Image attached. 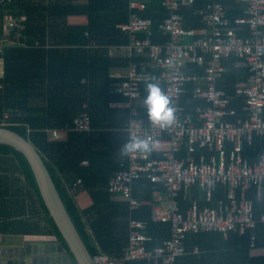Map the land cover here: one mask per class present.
Wrapping results in <instances>:
<instances>
[{"label":"trees","instance_id":"16d2710c","mask_svg":"<svg viewBox=\"0 0 264 264\" xmlns=\"http://www.w3.org/2000/svg\"><path fill=\"white\" fill-rule=\"evenodd\" d=\"M129 1L0 0V58L4 67L0 75V125L27 138L39 151L92 257L105 253L122 258L130 244L131 220L146 225L144 233L151 238L146 243L149 249L162 247L171 238L169 222L152 221L151 208L156 204L154 187L163 196L167 193L162 184H153L147 178L133 183L134 196L143 203L138 210H131L120 195L109 190L110 178L129 168L128 156L120 155L122 145L128 140L129 111L112 107L127 99L118 91L122 76L114 78L111 71L128 68L130 63L137 65V73L142 76L139 83L142 103L147 95L146 81L157 83L158 79L151 70L154 68L151 57L110 56L111 47L129 45L131 36L120 28L129 20ZM138 1L146 3L142 17L154 23L148 33L138 36L165 43L168 38L159 30V25L169 17L164 0ZM221 1L235 7L229 11L231 18L244 13L234 0ZM208 2L195 0L193 6L180 8L187 29L205 27L198 12ZM69 15H85L88 22L68 25ZM244 30H247L244 35L249 34L248 29ZM241 61L235 56L224 59L226 72L220 87L228 96L235 97L231 106L244 117V100L236 94V84L246 82L250 73L246 67L238 65ZM188 67V72L198 77L186 83L182 104L187 112L198 117L197 107L206 104L194 98V91L198 86L197 78L204 75L205 68L196 64ZM83 112L90 114V131L74 129L75 118ZM137 112L139 119L150 124L144 104L138 105ZM54 130L66 139H54ZM259 145L256 138L251 147L245 146L243 150L252 163L260 152ZM232 147L228 143L229 151ZM197 153L205 154L207 160L218 156L208 150ZM83 161H88V165H83ZM227 189L219 184L213 202L207 205L226 199ZM80 190L88 191L93 200L89 212L77 205L76 192ZM189 195L191 197L185 200L180 199L183 211L193 200L206 204L205 193L198 186ZM248 197L256 216L264 214V203L257 198L256 187L249 190ZM6 234L48 235L62 240L28 160L19 150L0 143V235ZM252 237L255 248L264 249L261 225L245 235L231 233L226 239L217 231L189 233L184 242L186 253L172 264H264V254L252 253ZM121 264L146 263L127 261Z\"/></svg>","mask_w":264,"mask_h":264},{"label":"built area","instance_id":"2783aa9c","mask_svg":"<svg viewBox=\"0 0 264 264\" xmlns=\"http://www.w3.org/2000/svg\"><path fill=\"white\" fill-rule=\"evenodd\" d=\"M194 2L164 0L169 17L159 28L169 40L161 44L148 36H138L148 33L154 23L142 17L146 3L129 1V20L120 26L131 36L129 45L124 47L127 56L146 55L153 59L154 68L160 72L157 83L170 98L175 120L170 127L162 129L138 118L133 102L141 98L142 76L137 73V65L130 63L127 74L117 85L129 108L128 139L132 134L142 139L151 136L160 142V147L147 155H129V168L110 178L109 190L120 195L131 210H138L143 203L134 196L133 183L147 178L153 184H162L166 196L162 197L154 187L156 204L152 205L151 215L154 222L170 223L171 238L164 246L149 249L146 243L151 238L144 233L146 225L131 220L130 244L122 258L100 253L93 257L96 264L127 261L172 264L186 253L184 242L189 233L217 231L226 239L231 233L245 235L259 225L264 233V214L256 216L248 197L249 190L256 187V196L264 203V153L253 163L243 153L245 146L251 147L256 138H264V0H246L247 16L235 22L247 26L248 36H241L237 29L230 28L231 21L221 0H209L198 12L209 33L196 37L195 31L183 27L180 13V8L191 7ZM187 37L194 39L182 42ZM231 56L240 58L250 73L248 80L236 89L237 95L244 99V117L232 108V97L218 87V81L226 72L224 59ZM190 63L205 67V86L199 85L194 91V98L206 104L197 108L198 117L187 112L182 104L186 83L196 79L187 74ZM73 123L76 131L91 130L88 112L81 113ZM52 136L59 139L61 133L54 130ZM228 143L233 145L230 151ZM198 150L214 151L218 156L207 160L205 154L197 153ZM82 164L88 165V161ZM219 184L228 188L226 199L207 205L213 202ZM196 186L204 191L206 204L193 200L183 211L180 199L191 197L189 194ZM163 200L165 208L161 205ZM254 239L252 237L251 247L257 250Z\"/></svg>","mask_w":264,"mask_h":264},{"label":"water","instance_id":"95a60500","mask_svg":"<svg viewBox=\"0 0 264 264\" xmlns=\"http://www.w3.org/2000/svg\"><path fill=\"white\" fill-rule=\"evenodd\" d=\"M0 143L23 153L34 173L40 195L62 240L56 236L26 240L21 246H0V264H96L82 241L52 176L36 147L19 133L0 125Z\"/></svg>","mask_w":264,"mask_h":264},{"label":"crops","instance_id":"0c3cea01","mask_svg":"<svg viewBox=\"0 0 264 264\" xmlns=\"http://www.w3.org/2000/svg\"><path fill=\"white\" fill-rule=\"evenodd\" d=\"M235 4H236V7L238 9H243L244 10V13L243 14H238L237 16H235L234 18H231L230 17V14H229V11L233 8H235L234 6L228 3H223L224 6L226 7V11H227V16L229 18V20L231 21L230 22V28L232 29H237V33L241 36H243V32L244 31H247V30H244L245 29H248L247 26L245 25H237L235 22L237 19H240V18H246L247 16V4H246V0H234ZM183 16V15H182ZM202 20V19H201ZM88 22V18L87 16L85 15H69V17L67 18V24L68 25H86ZM202 23H203V20H202ZM204 24V23H203ZM205 25V24H204ZM203 25V26H204ZM183 27L185 29H187L185 27V22H184V17H183ZM239 28V29H238ZM160 30V28H159ZM187 30H193L195 31L196 33V37H200V36H204L205 34L209 33L208 32V28L207 26L205 25V27H201V28H198V29H187ZM160 33L162 36H165L168 38L169 40V37L164 34V32L162 30H160ZM249 34L247 35H244V36H248ZM195 37V36H194ZM194 37H187V38H184L182 40V42H190L194 39ZM167 40V41H168ZM110 56L112 57H115V58H129L127 56V52H126V48H124V46H114V47H111L110 48ZM191 64V63H190ZM239 66L241 67H245L243 62L241 61L239 64ZM146 66V65H145ZM189 66V65H188ZM204 67V66H203ZM151 68V67H149ZM205 68V67H204ZM147 69V68H145ZM152 70V73H156L157 76H159V73L156 72V69L155 68H151ZM4 71V67H3V60L0 58V75L2 74V72ZM189 71V67L187 69V74L190 75L191 77H198V76H193L191 75V73L188 72ZM128 72V68H115L111 71V76L114 77V78H119L120 76H125ZM224 75V74H223ZM204 76V75H203ZM203 76L202 77H199L197 78V84L198 86H205V82L203 80ZM223 77V76H222ZM221 77V78H222ZM221 80V79H220ZM220 80L218 81V87L220 89H222L220 87ZM242 83H245V82H240V83H237L236 84V89L238 87L239 84H242ZM197 86V87H198ZM223 91H225L224 89H222ZM226 92V91H225ZM237 94V93H236ZM230 97H232V102L234 101L235 97H233L232 95H229ZM239 97V96H238ZM244 100V99H243ZM141 105V104H144V102H140L139 100H137L136 102L134 101L133 102V106L137 109L138 105ZM126 101H123V102H120V103H114L112 104V107H117V108H126L128 111H129V108L126 107ZM185 107V106H184ZM201 107V106H199ZM186 108V107H185ZM198 108V107H197ZM235 109V108H234ZM243 109V108H242ZM243 111V110H242ZM196 112H197V109H196ZM63 140L66 139V136L62 134V137H61ZM259 139V148H260V152L258 154V156L261 154V153H264V138H258ZM249 159V158H248ZM250 160V159H249ZM258 160V157L257 159L254 161L256 162ZM251 161V160H250ZM75 187V186H74ZM162 196V195H161ZM163 197V196H162ZM153 199L156 200V197L155 195H153ZM76 202H77V205L83 209L85 212H89L92 210V207H93V200L91 199L88 191L86 190H80L78 192H76ZM162 207H166L165 205V200L162 201L161 203ZM43 236H48V235H17V234H6V235H0V246H7V247H14V246H21L22 243L26 240H34V239H40V238H43ZM51 239L54 238L53 236L50 237ZM252 253L253 254H264V249H258V250H252Z\"/></svg>","mask_w":264,"mask_h":264},{"label":"clouds","instance_id":"9594fccd","mask_svg":"<svg viewBox=\"0 0 264 264\" xmlns=\"http://www.w3.org/2000/svg\"><path fill=\"white\" fill-rule=\"evenodd\" d=\"M155 78H153L154 80ZM147 95L144 105L147 110L148 120L151 125L158 128H168L175 120L174 108L171 107L169 96L162 90L158 83L146 81ZM160 147V142L151 136L141 138L135 134L120 149L121 156H129L137 153L150 154Z\"/></svg>","mask_w":264,"mask_h":264}]
</instances>
